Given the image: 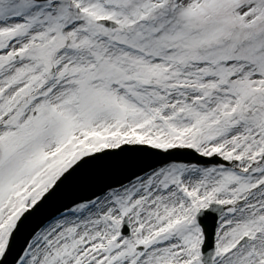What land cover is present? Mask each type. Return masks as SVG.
I'll use <instances>...</instances> for the list:
<instances>
[{
    "label": "snow or ice",
    "instance_id": "6c2138e0",
    "mask_svg": "<svg viewBox=\"0 0 264 264\" xmlns=\"http://www.w3.org/2000/svg\"><path fill=\"white\" fill-rule=\"evenodd\" d=\"M0 264H264V0H0Z\"/></svg>",
    "mask_w": 264,
    "mask_h": 264
}]
</instances>
